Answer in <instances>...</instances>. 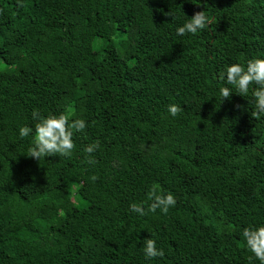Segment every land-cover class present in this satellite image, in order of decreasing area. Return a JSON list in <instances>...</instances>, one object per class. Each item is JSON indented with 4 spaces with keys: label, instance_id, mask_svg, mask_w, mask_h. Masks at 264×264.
I'll return each mask as SVG.
<instances>
[{
    "label": "trees",
    "instance_id": "16d2710c",
    "mask_svg": "<svg viewBox=\"0 0 264 264\" xmlns=\"http://www.w3.org/2000/svg\"><path fill=\"white\" fill-rule=\"evenodd\" d=\"M253 58L264 0H0V264H259L242 231L264 224V119L254 85L218 93ZM34 109L86 120L71 156L28 155ZM153 188L175 207L131 213ZM149 238L164 255L146 261Z\"/></svg>",
    "mask_w": 264,
    "mask_h": 264
},
{
    "label": "clouds",
    "instance_id": "9594fccd",
    "mask_svg": "<svg viewBox=\"0 0 264 264\" xmlns=\"http://www.w3.org/2000/svg\"><path fill=\"white\" fill-rule=\"evenodd\" d=\"M170 14L173 17V13ZM210 23L211 20L204 11L196 12L191 18L175 27V35L177 37L196 35ZM218 79L222 83L218 89L220 101L229 98L233 92L247 97L250 93V86L254 85L255 87L251 90L252 103L255 108L253 117L264 119V58L249 59L245 64L231 63L219 71ZM182 111L181 105L176 103H170L166 108L167 115L172 118L177 117ZM73 116L71 109L66 113L47 116L34 109L31 112V119L36 122L35 126L24 125L18 129V136L21 140L31 136L28 155L37 160L48 155L71 156L75 148L74 133L82 132L87 126L85 119H73ZM99 147V143L96 142L83 149L88 164L96 163L92 153ZM148 200L150 203L147 208L143 202H132L129 204V211L141 217L148 213H155L157 210L162 214H167L169 209L176 205L174 194L158 192L155 188L149 191ZM242 237L247 250L252 254L249 259L254 258L259 261V264H264V224L244 228ZM143 255L146 261H151L156 257H162L164 252L157 247L155 239L149 238L145 239Z\"/></svg>",
    "mask_w": 264,
    "mask_h": 264
}]
</instances>
